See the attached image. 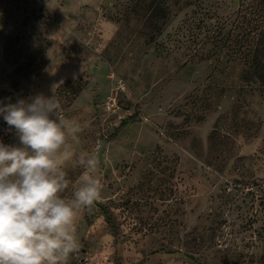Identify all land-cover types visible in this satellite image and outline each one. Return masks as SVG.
<instances>
[{"label":"rangeland","instance_id":"374dc122","mask_svg":"<svg viewBox=\"0 0 264 264\" xmlns=\"http://www.w3.org/2000/svg\"><path fill=\"white\" fill-rule=\"evenodd\" d=\"M151 1L0 0V107L55 95L82 129L63 195L95 154L114 219L82 209L67 264H264V6Z\"/></svg>","mask_w":264,"mask_h":264},{"label":"clouds","instance_id":"9594fccd","mask_svg":"<svg viewBox=\"0 0 264 264\" xmlns=\"http://www.w3.org/2000/svg\"><path fill=\"white\" fill-rule=\"evenodd\" d=\"M55 95L36 96L0 107L22 146L0 142V264H67L79 251L78 214L102 199L95 154L82 153L84 169L72 197L65 165L75 153L68 147L82 131L60 115Z\"/></svg>","mask_w":264,"mask_h":264},{"label":"trees","instance_id":"16d2710c","mask_svg":"<svg viewBox=\"0 0 264 264\" xmlns=\"http://www.w3.org/2000/svg\"><path fill=\"white\" fill-rule=\"evenodd\" d=\"M262 5L264 6V0H259ZM259 2V3H260ZM158 5L159 3L157 2V0H152L151 3H150V13L152 12H156V10L158 9ZM152 15V14H151ZM263 18V22H264V8H263V11L261 13V15L259 14L258 15V18ZM162 18H167V14L164 13L162 11ZM261 37L258 42V45L256 46V50L255 52H257V54L259 52L262 53L263 57H264V25H263V28L261 29ZM254 60H252L251 62V67L253 68V72L254 74H256V79L257 81H259L261 84L264 85V59L262 60L261 58H256V57H253ZM96 204L100 207V209L102 210V212L104 213L105 217H106V220L108 222V224L115 228V223H114V219L111 215V213L109 212V210L107 209L106 206L96 202ZM189 259L192 260L193 262H195L196 264H200L197 259H195L194 257H191L189 256Z\"/></svg>","mask_w":264,"mask_h":264}]
</instances>
